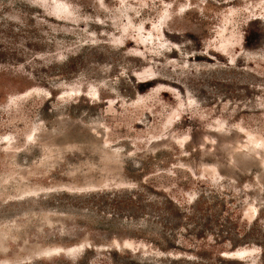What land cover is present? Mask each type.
Here are the masks:
<instances>
[{
    "label": "rangeland",
    "instance_id": "374dc122",
    "mask_svg": "<svg viewBox=\"0 0 264 264\" xmlns=\"http://www.w3.org/2000/svg\"><path fill=\"white\" fill-rule=\"evenodd\" d=\"M0 264H264V0H0Z\"/></svg>",
    "mask_w": 264,
    "mask_h": 264
},
{
    "label": "trees",
    "instance_id": "16d2710c",
    "mask_svg": "<svg viewBox=\"0 0 264 264\" xmlns=\"http://www.w3.org/2000/svg\"><path fill=\"white\" fill-rule=\"evenodd\" d=\"M165 45H167V43H165Z\"/></svg>",
    "mask_w": 264,
    "mask_h": 264
}]
</instances>
